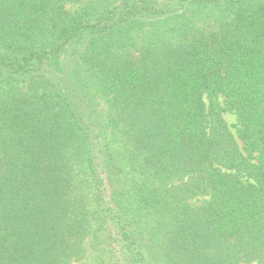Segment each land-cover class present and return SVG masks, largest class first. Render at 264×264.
Listing matches in <instances>:
<instances>
[{"label": "trees", "instance_id": "16d2710c", "mask_svg": "<svg viewBox=\"0 0 264 264\" xmlns=\"http://www.w3.org/2000/svg\"><path fill=\"white\" fill-rule=\"evenodd\" d=\"M0 264H264V0H0Z\"/></svg>", "mask_w": 264, "mask_h": 264}, {"label": "rangeland", "instance_id": "374dc122", "mask_svg": "<svg viewBox=\"0 0 264 264\" xmlns=\"http://www.w3.org/2000/svg\"><path fill=\"white\" fill-rule=\"evenodd\" d=\"M173 5L175 7H178L179 4H174V1L172 2ZM186 7H187V14L191 17L192 21L194 22V25L199 28L202 27L204 25H206L209 22H212L214 19H216V16L218 15L217 10L212 9V6H207L204 7L202 5H197L195 3H191V2H186ZM65 68H66V73H67V77L70 81H72L74 83V75H72L71 71H73V69L75 68V56L73 55L72 52H67L64 56L63 59ZM71 73V74H70ZM92 95L91 97H94V101H96L99 104V109H105V111L108 110V106L106 105L105 100L102 98L101 93H99L98 89L92 88ZM205 101L207 103V105H209L211 103V101H214L216 103H220L221 105L224 104V98L222 96H219L217 98H209L208 96L205 97ZM224 118L226 119V121L228 122V124L230 125L232 131L236 134L237 136V129H238V123H237V116L235 113L232 112H225L224 114ZM240 146L243 145L242 141L237 137ZM207 198L205 197H201L200 199H195L192 202L194 203V205H200L202 203V201Z\"/></svg>", "mask_w": 264, "mask_h": 264}]
</instances>
